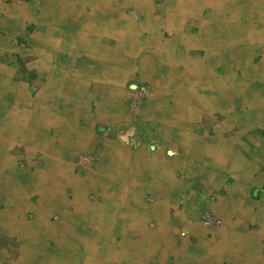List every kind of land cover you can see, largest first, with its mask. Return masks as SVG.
<instances>
[{
	"label": "crops",
	"instance_id": "obj_1",
	"mask_svg": "<svg viewBox=\"0 0 264 264\" xmlns=\"http://www.w3.org/2000/svg\"><path fill=\"white\" fill-rule=\"evenodd\" d=\"M213 2L0 0V264H264V0Z\"/></svg>",
	"mask_w": 264,
	"mask_h": 264
},
{
	"label": "rangeland",
	"instance_id": "obj_2",
	"mask_svg": "<svg viewBox=\"0 0 264 264\" xmlns=\"http://www.w3.org/2000/svg\"><path fill=\"white\" fill-rule=\"evenodd\" d=\"M149 5L150 4L146 3V6H143L145 8V10L143 12L149 10ZM44 6H45V4H44ZM44 6L42 8L41 3H40V5H39L40 12L37 13L36 16H35L37 19L40 18L41 14H42V10L44 9ZM50 7H51V5H50ZM21 8H22V10H24L23 12H25V10H26V11H28L27 13H29L30 5L24 6V8L23 7H19V5H18V8H17L16 12L18 13L19 17H20V14H22ZM96 10L98 12H104V10L100 8V6H98ZM12 11L14 12L13 9H12ZM1 14H2V16L0 17V30L8 31L9 33L11 31H14V30H20L21 27H20L19 23L21 22V20L17 19L18 22H15L12 18L6 16V15H8V13H6V11L4 9L1 10L0 15ZM14 23H16L17 26L14 25ZM39 26H40V24L38 23V27ZM32 28H33L32 24L27 26V29H32Z\"/></svg>",
	"mask_w": 264,
	"mask_h": 264
},
{
	"label": "built area",
	"instance_id": "obj_3",
	"mask_svg": "<svg viewBox=\"0 0 264 264\" xmlns=\"http://www.w3.org/2000/svg\"><path fill=\"white\" fill-rule=\"evenodd\" d=\"M140 91V90H139ZM142 96V93H140ZM220 219L212 215L211 213H206L203 217V223L211 228H218L220 225Z\"/></svg>",
	"mask_w": 264,
	"mask_h": 264
},
{
	"label": "clouds",
	"instance_id": "obj_4",
	"mask_svg": "<svg viewBox=\"0 0 264 264\" xmlns=\"http://www.w3.org/2000/svg\"><path fill=\"white\" fill-rule=\"evenodd\" d=\"M120 138H121L122 140H124L125 143L128 142L127 139H126V137H123V136H122V137H120Z\"/></svg>",
	"mask_w": 264,
	"mask_h": 264
},
{
	"label": "bare ground",
	"instance_id": "obj_5",
	"mask_svg": "<svg viewBox=\"0 0 264 264\" xmlns=\"http://www.w3.org/2000/svg\"><path fill=\"white\" fill-rule=\"evenodd\" d=\"M215 1V0H214ZM217 1V0H216ZM169 2V1H168ZM212 2H213V0H212ZM214 3V2H213ZM141 5V4H140ZM145 5V4H144ZM211 5V4H210ZM213 5V4H212ZM49 7V6H48ZM46 8H47V5H46ZM44 11H45V9H44ZM45 13H46V11H45ZM44 13V14H45ZM58 13V12H57ZM232 15V14H231ZM232 21V20H231Z\"/></svg>",
	"mask_w": 264,
	"mask_h": 264
}]
</instances>
